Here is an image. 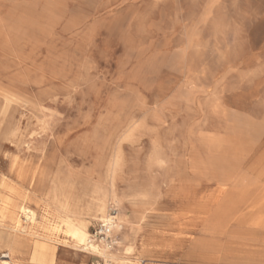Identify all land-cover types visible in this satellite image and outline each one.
<instances>
[{
  "label": "rangeland",
  "instance_id": "obj_1",
  "mask_svg": "<svg viewBox=\"0 0 264 264\" xmlns=\"http://www.w3.org/2000/svg\"><path fill=\"white\" fill-rule=\"evenodd\" d=\"M97 189L120 264H264V0H0V264H102Z\"/></svg>",
  "mask_w": 264,
  "mask_h": 264
},
{
  "label": "bare ground",
  "instance_id": "obj_2",
  "mask_svg": "<svg viewBox=\"0 0 264 264\" xmlns=\"http://www.w3.org/2000/svg\"><path fill=\"white\" fill-rule=\"evenodd\" d=\"M111 193L112 194L110 195V193H107L102 189L95 190L91 198L87 201L85 214L95 218L98 217L99 219L106 218V216L108 215V206L110 202L117 201L118 199V196L114 192ZM5 212V210L1 211V217H8L11 220L14 234H8L7 237L1 238L5 241L12 239L11 247H15L17 242L20 240V235H18L17 233L20 232V230H22L23 233H26V227L22 228L23 226L22 224H20L19 215H7V213ZM19 212H22V214H24L26 219L25 221L30 223L29 226L30 230L32 231L36 221L35 211L28 209L26 206H20ZM125 223V215L122 212H119L118 223L116 225L115 232H121L120 229L123 228ZM63 225H65V232L67 233V235L73 237L77 243L81 245H86L88 250H91L92 252L100 256L103 260L102 264H120L122 259L118 257V253L113 252L112 249H109L106 245L95 242L90 238L88 224L85 220L80 218L70 219L69 217H66L63 221ZM118 243L121 242L118 241Z\"/></svg>",
  "mask_w": 264,
  "mask_h": 264
},
{
  "label": "built area",
  "instance_id": "obj_3",
  "mask_svg": "<svg viewBox=\"0 0 264 264\" xmlns=\"http://www.w3.org/2000/svg\"><path fill=\"white\" fill-rule=\"evenodd\" d=\"M118 214L119 210L117 207H110L108 215L94 227L90 238L95 242L106 245L109 249H114L118 244L117 237L114 235L118 223Z\"/></svg>",
  "mask_w": 264,
  "mask_h": 264
},
{
  "label": "crops",
  "instance_id": "obj_4",
  "mask_svg": "<svg viewBox=\"0 0 264 264\" xmlns=\"http://www.w3.org/2000/svg\"><path fill=\"white\" fill-rule=\"evenodd\" d=\"M101 220V219H100ZM143 264V263H142Z\"/></svg>",
  "mask_w": 264,
  "mask_h": 264
}]
</instances>
